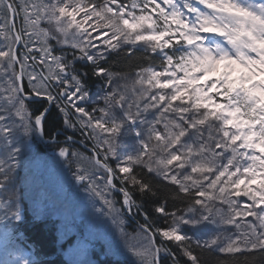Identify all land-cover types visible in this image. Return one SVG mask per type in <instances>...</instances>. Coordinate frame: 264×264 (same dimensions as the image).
Listing matches in <instances>:
<instances>
[{
  "label": "snow or ice",
  "instance_id": "snow-or-ice-1",
  "mask_svg": "<svg viewBox=\"0 0 264 264\" xmlns=\"http://www.w3.org/2000/svg\"><path fill=\"white\" fill-rule=\"evenodd\" d=\"M61 134L95 210L142 217L138 264L264 260V0H0L5 233L22 154Z\"/></svg>",
  "mask_w": 264,
  "mask_h": 264
},
{
  "label": "rangeland",
  "instance_id": "rangeland-1",
  "mask_svg": "<svg viewBox=\"0 0 264 264\" xmlns=\"http://www.w3.org/2000/svg\"><path fill=\"white\" fill-rule=\"evenodd\" d=\"M98 88L99 84L91 91L96 93ZM47 141L46 137L41 139L37 135L32 148L22 154L21 166L16 172L19 200V191H23L24 195L28 192L26 199H29L30 206L36 210V216H44L49 221L56 220L59 249L64 251L69 264H97L98 261H108L106 259L109 257L110 262L120 260L138 264L137 257L130 249L140 243L136 235L139 222L142 223L138 220L139 215L124 217L127 236L122 235L111 217L95 210L102 207V202L97 200L93 207L90 193L75 180V163L65 162L59 156L61 146L56 145L59 143ZM86 146L88 145L82 148L86 150ZM75 150L84 152L81 148ZM45 204L46 210L42 211ZM49 205L56 207V211H52ZM2 247L0 246V252ZM25 254L31 256L32 253L29 249ZM12 258H4V261Z\"/></svg>",
  "mask_w": 264,
  "mask_h": 264
},
{
  "label": "trees",
  "instance_id": "trees-1",
  "mask_svg": "<svg viewBox=\"0 0 264 264\" xmlns=\"http://www.w3.org/2000/svg\"><path fill=\"white\" fill-rule=\"evenodd\" d=\"M119 70V69H117ZM99 84V81L93 77L92 80L89 81V87L90 90H93L97 87ZM50 120L56 124L57 127H62L59 123L60 117L53 113ZM67 135H73V132L71 130H68ZM47 139H49L47 136H45ZM75 139H82V137L79 135V133H76L74 135ZM65 139V136L61 134L58 137V140L60 141L59 144H56L57 147L59 146H69L65 145V142L63 140ZM87 144V142L85 143ZM90 146V145H88ZM76 148L82 149L84 152L86 151L81 146L77 145ZM146 209L151 212L152 204L150 201L145 202ZM181 207L183 205H180ZM139 221L143 222L142 217L139 216ZM159 216H153V221L158 222ZM159 221L158 223H160ZM22 229L26 231L28 236L32 241H34L36 249H37V255L39 257V264H68L66 260L63 258L62 254L58 250V244H57V235H56V226L53 223V221H49L47 219H38L34 215H31L29 213H26L24 220L22 221ZM256 260V264H264V260H261L260 254L255 253L252 257ZM203 261L206 262V264H217L218 260H226L228 259L222 254L219 253H203L202 254ZM241 259H243L241 257ZM103 261L99 264H128V262L125 261H113L110 262L109 258Z\"/></svg>",
  "mask_w": 264,
  "mask_h": 264
},
{
  "label": "bare ground",
  "instance_id": "bare-ground-1",
  "mask_svg": "<svg viewBox=\"0 0 264 264\" xmlns=\"http://www.w3.org/2000/svg\"><path fill=\"white\" fill-rule=\"evenodd\" d=\"M115 258V257H114Z\"/></svg>",
  "mask_w": 264,
  "mask_h": 264
}]
</instances>
